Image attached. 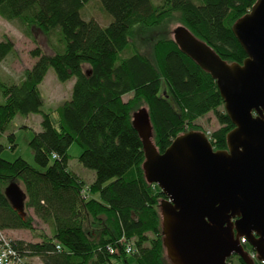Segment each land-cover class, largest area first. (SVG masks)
I'll use <instances>...</instances> for the list:
<instances>
[{
	"label": "trees",
	"instance_id": "obj_1",
	"mask_svg": "<svg viewBox=\"0 0 264 264\" xmlns=\"http://www.w3.org/2000/svg\"><path fill=\"white\" fill-rule=\"evenodd\" d=\"M100 1L113 17L107 27L83 19L90 0H0L2 19L19 22L30 36L32 30L40 31L52 50L32 51L37 61L22 83H1L5 103L0 104V140L18 115L41 113L43 120L42 131L30 142L37 167L22 158L5 160L6 146L0 141V229L34 234L37 242L13 243L24 258L37 257L44 264L127 262L130 256L121 239L134 241L131 257L136 264H169L160 212L166 196L146 179L145 152L133 113L140 101L146 104L161 154L188 130H200L197 122L211 113L220 126L210 136L215 151L228 149L227 136L235 126L217 81L171 37L156 40L154 59L139 51L127 58L121 54L133 44L136 30H159L179 22L223 60L243 64L247 54L233 26L257 0ZM14 51L11 40L0 39V66ZM50 68L60 82L75 80L71 99L57 109V123L41 111L40 85ZM8 140L16 149L15 135ZM73 143L82 149L79 162L95 173L90 198L83 196L87 183L69 167ZM20 179L27 196L25 217L5 195L7 186ZM29 209L50 226V236L38 230ZM245 248L252 250L249 244Z\"/></svg>",
	"mask_w": 264,
	"mask_h": 264
},
{
	"label": "water",
	"instance_id": "obj_2",
	"mask_svg": "<svg viewBox=\"0 0 264 264\" xmlns=\"http://www.w3.org/2000/svg\"><path fill=\"white\" fill-rule=\"evenodd\" d=\"M247 54L243 64L223 60L187 27L171 32L181 51L217 81L235 128L228 149L215 151L206 133L188 131L161 154L148 109L137 107L133 126L145 152L148 183L160 203L164 248L172 264H255L242 237L264 263V0L233 26ZM5 195L22 216L27 196L13 182Z\"/></svg>",
	"mask_w": 264,
	"mask_h": 264
},
{
	"label": "rangeland",
	"instance_id": "obj_3",
	"mask_svg": "<svg viewBox=\"0 0 264 264\" xmlns=\"http://www.w3.org/2000/svg\"><path fill=\"white\" fill-rule=\"evenodd\" d=\"M82 17L85 20L96 19L103 27H107L113 21V17H111L103 8V5L100 0H90V2L84 7L82 10ZM180 26H184L179 22H171L167 24L164 28L159 30H136L134 32V37L132 38V43L129 48L124 51L121 56L122 58H127L131 56L136 51H139L151 59H154V44L159 37L168 36L173 39L171 32L177 30ZM186 27V26H184ZM0 39L5 40L9 39L15 44V51L1 64L0 66V104L5 103V99L1 93V83L6 84H20L26 78L27 72L32 69L35 65L37 58L32 56V51L37 47L41 48L44 53L52 54V50L50 44L43 33L38 30H32V36L28 35L21 24L17 21L8 22L0 17ZM54 43H56V37H53ZM75 80L72 79L65 83L60 82L57 79L55 70L50 68L44 82L40 85V95L42 99V113L50 114L52 116V120L57 123L59 119V115L57 109L64 104L65 101L71 99L72 91L74 87ZM132 98V96H126L125 101ZM137 107H142L143 109H147L146 104L143 101H140ZM134 111L135 113L137 112ZM42 120L43 115L41 113L38 114H30L28 116L18 115L14 121L12 122L8 131L2 135L1 143L6 146L5 151L2 154V157L10 162H13L19 158L24 159L29 164L37 167L35 159H34V151L30 146V142L35 136L36 133L42 131ZM199 126V132L206 133L208 138L211 141V134L219 129V123L217 122L213 113L208 116L200 119L197 122ZM188 131H198V130H188ZM187 131V132H188ZM14 134L16 141V149L12 150L10 148V143L8 140V136ZM185 134V133H184ZM153 140V139H152ZM154 142V141H153ZM82 153V149L78 146L77 143H73L69 149V167L76 174L83 176L85 179H88V175L90 173H94V171L85 168L80 162L79 157ZM20 188L25 191V187L23 181L20 179L18 183ZM84 190V197L90 198V188L89 184ZM27 213L32 215L35 219V226L38 228L40 232H45L47 235H51L52 230L48 224L43 223L39 218L34 215L33 210H27ZM8 233V232H6ZM25 236L28 240L35 241L37 237L31 232H24ZM97 235V233H94ZM93 234V235H94ZM8 236L14 240L16 239L13 235L8 233ZM243 238V237H242ZM241 238V239H242ZM240 239V243H241ZM133 250L135 249L134 241L128 242ZM242 244V243H241ZM245 248L246 244H242ZM122 248L124 250V245L122 241ZM245 251L251 256L255 251L246 250ZM256 253V252H255ZM130 258L127 262H121L120 264H136L135 260L132 256L133 253L129 254ZM257 254V253H256ZM165 256L169 264H172L170 258L167 255L165 250ZM234 258L233 264H238L237 259ZM252 259V258H251ZM253 260V259H252ZM254 261V260H253ZM29 264H44L40 258H36L33 260L32 257L29 258ZM229 264V261H228ZM231 264V263H230Z\"/></svg>",
	"mask_w": 264,
	"mask_h": 264
},
{
	"label": "built area",
	"instance_id": "obj_4",
	"mask_svg": "<svg viewBox=\"0 0 264 264\" xmlns=\"http://www.w3.org/2000/svg\"><path fill=\"white\" fill-rule=\"evenodd\" d=\"M83 196H84V190H83ZM124 245V250L126 253H134L133 247L125 241V239H121L119 243ZM14 239L10 238L8 236V233L6 231H3L0 229V264H29V259L24 258L18 250L14 246ZM242 244H248V241L246 238L241 239ZM111 253H114L113 249L110 248ZM254 262H257V254L254 252L250 256ZM230 264V263H229Z\"/></svg>",
	"mask_w": 264,
	"mask_h": 264
},
{
	"label": "crops",
	"instance_id": "obj_5",
	"mask_svg": "<svg viewBox=\"0 0 264 264\" xmlns=\"http://www.w3.org/2000/svg\"><path fill=\"white\" fill-rule=\"evenodd\" d=\"M80 176V175H79ZM87 184L91 185V183H93V181L95 180V174L90 173L87 177L88 179H85L83 176H80ZM9 234L13 235L16 239L18 240H24V241H29L31 242L32 240H28L27 237L25 236V234H23L24 232L27 231H22V230H14V231H7ZM37 240L33 241V242H37ZM37 257L33 258L36 259Z\"/></svg>",
	"mask_w": 264,
	"mask_h": 264
}]
</instances>
